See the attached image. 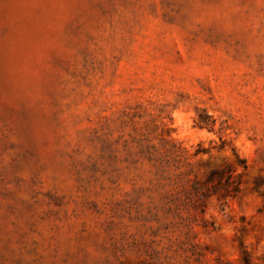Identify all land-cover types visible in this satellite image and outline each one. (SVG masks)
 I'll use <instances>...</instances> for the list:
<instances>
[{
	"label": "rangeland",
	"instance_id": "obj_1",
	"mask_svg": "<svg viewBox=\"0 0 264 264\" xmlns=\"http://www.w3.org/2000/svg\"><path fill=\"white\" fill-rule=\"evenodd\" d=\"M0 264H264V0H0Z\"/></svg>",
	"mask_w": 264,
	"mask_h": 264
}]
</instances>
